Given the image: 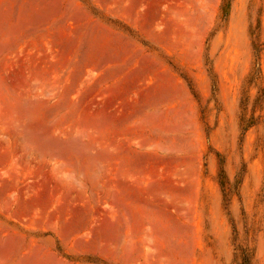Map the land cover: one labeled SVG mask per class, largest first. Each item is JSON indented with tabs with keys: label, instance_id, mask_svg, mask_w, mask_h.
Masks as SVG:
<instances>
[{
	"label": "rangeland",
	"instance_id": "374dc122",
	"mask_svg": "<svg viewBox=\"0 0 264 264\" xmlns=\"http://www.w3.org/2000/svg\"><path fill=\"white\" fill-rule=\"evenodd\" d=\"M0 264H264V0H0Z\"/></svg>",
	"mask_w": 264,
	"mask_h": 264
}]
</instances>
